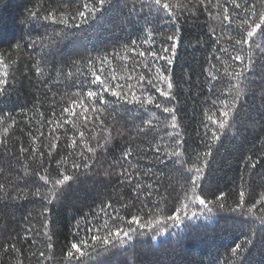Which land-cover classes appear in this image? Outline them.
Here are the masks:
<instances>
[{"label":"trees","instance_id":"obj_1","mask_svg":"<svg viewBox=\"0 0 264 264\" xmlns=\"http://www.w3.org/2000/svg\"><path fill=\"white\" fill-rule=\"evenodd\" d=\"M87 2L0 0V54L15 62L0 92V264H77L65 256L71 243L81 241L90 253L81 264H264V204L249 213L264 194V36L257 35L251 47L235 44L247 28L241 21L257 20L264 4L237 0L241 7L235 8L229 0H167L177 11L172 21L153 0H110L85 22L77 12ZM245 3L255 5L256 16ZM223 7L235 17L231 25L221 23ZM52 10L68 15V24L42 18ZM177 26L178 39L167 40ZM149 31L152 42L145 43ZM150 50L172 63L137 54ZM237 54H251L253 63L239 81L243 93L229 127L213 142L216 125L208 116L220 118L226 110L220 101L235 95L228 90L243 67L233 59ZM157 67L170 72L172 89L157 83L169 97L148 83ZM94 72L109 90L93 82ZM89 90L106 103L88 98ZM132 92L142 100L150 95L154 103H130ZM80 100L99 111L87 113L85 121ZM156 104L175 108L179 129L168 126L171 114ZM66 107L77 115H62ZM68 119L72 122L65 123ZM176 139L183 142L179 157L171 155ZM52 143L57 147L49 155ZM209 145L211 155L205 158ZM193 164L204 166L195 195L211 202L207 207L185 199L186 193L193 195L194 172L188 171ZM63 175L73 179L55 185ZM242 188L245 201L239 206ZM181 204L187 208H181L183 222L177 225L168 217ZM132 216L138 223L130 224ZM149 221L151 227H140ZM129 227L134 231L123 243L105 246L92 239ZM45 231L52 237L51 250ZM237 244L243 249L233 256Z\"/></svg>","mask_w":264,"mask_h":264},{"label":"snow or ice","instance_id":"obj_2","mask_svg":"<svg viewBox=\"0 0 264 264\" xmlns=\"http://www.w3.org/2000/svg\"><path fill=\"white\" fill-rule=\"evenodd\" d=\"M210 2V0H209ZM229 2L234 5L235 8H240L241 4H239L237 2V0H229ZM261 4H264V0H260ZM110 3V0H95V2H92V0H89V2L84 3L82 5L83 10L77 12V15L85 20L86 22V17L89 15H93L98 11L99 8L103 7L105 4ZM153 3L157 6L158 11H164L165 14L171 18L172 21H176L177 19V11L174 10L173 6L170 5L167 0H153ZM217 7H220V5H217ZM245 7L246 9H250L251 10V14L253 16H256V8L255 5H251L248 6L245 3ZM30 15L32 17H37L38 13L37 12H31ZM222 20L221 23L227 22L229 25H231L234 21V16L230 15L229 10L227 7H223V12H222ZM44 20H51L53 22H57L60 24H64L67 25L69 18L68 15H66L65 13L61 12L58 15L55 13V10L50 11L48 14L44 15L42 17ZM247 26L246 31L242 34V37L240 39H236L235 40V44L239 45L241 47L248 45L249 47H251L252 42H254V39L257 35H261L264 36V11H261L258 15V19L257 20H252L251 23H249V21L247 20H242L241 21V26ZM178 33H179V27L177 26L176 29V34L175 35H169L167 37V40L169 41H175L178 39ZM148 37L149 39L145 41V43H151V37H152V33L151 31L148 32ZM29 47H32V44L28 45ZM257 48L260 47V45H256ZM14 48L16 50H19L21 48V45L19 43L14 45ZM234 50L235 47L233 46ZM171 50L174 52L175 51V43L172 44L171 46ZM163 52H168L169 49L168 48H163L162 49ZM223 51L227 52V49H224ZM139 56L144 57V56H151L154 59H166L167 60V64H171L172 63V59L168 58L166 56L160 55L158 54L156 51L154 50H150L148 52H139L137 53ZM125 59H127V57H125ZM234 60L236 61H241V63L243 64V67L241 68L240 71H236L233 75V79L237 80V85L233 88H230L228 91L229 93H232L233 91L235 92V95L232 97L231 101H220V103L222 105H224V107L226 108L225 111H223L220 115V118L218 119H213V116H208V119L210 121H212L216 127L213 128L211 130V141H218L220 139V136L223 134L224 130L229 127V118L232 115L233 110L235 109L236 106V102L239 100L240 96L243 93V89L239 86V81L243 78L244 72L247 71L251 66H252V58H251V54H249L248 57H244L241 56L239 54L235 55L233 57ZM247 60V63H244V61ZM12 63H15L14 61ZM12 63H9L6 61V58L4 56V54H0V92H2L4 90V86L8 83V76H9V69L12 66ZM89 64L91 65V61H89ZM145 68H148L149 65L147 63L144 64ZM35 71L37 74L41 73V68L36 66L35 67ZM71 74V73H69ZM95 79L93 82L99 81L100 83L104 84V87L106 90L108 89V85L105 81L101 80L100 76L96 75L95 72L93 73ZM146 78L143 74H141L139 76V80L140 81H144ZM213 79H215V77H213ZM149 84H152L153 87L156 88L157 92H160V94L164 97H169L171 96V92L170 91H165L163 90L161 87L157 86L158 84H165L167 89H172L173 84L171 82V76H170V72L168 74H165V71L159 67L156 68V76L153 79L148 80ZM112 94L115 96H120L123 99H127V96H123L121 92H117L115 90H112ZM87 97L88 98H92L93 100H95V98L99 97V99L101 101H104V97L102 95H100V93L96 92V91H92L89 90L87 92ZM132 101H137L141 104L144 103H148V104H152L154 103V98L150 95H146L145 99H141L140 96H137L135 94V92H132L131 94V100L129 101L130 103ZM106 103V101H104ZM79 106L81 108V112L79 113L80 116H83L85 118V121L87 120V113L89 112H96L99 111L98 109H96L95 107L89 108L87 105H85L83 100H80L79 102ZM77 101H72V105H76ZM157 108H162V111L165 113H169L171 114V122L170 125H168L169 127H172L173 129H179V124L177 122V117L175 115V108L174 107H166V106H162L161 104H156ZM63 114H68L69 117L71 116H75L77 115V113L75 112L74 107L73 108H64L62 115ZM53 121H49V123H52ZM71 119H68L65 121V123H71ZM15 123V122H13ZM55 123L57 124L58 127H62L63 125L60 124L59 121H55ZM146 124H148L149 126H151V121H146ZM75 127V125H73ZM3 131L5 133H7L8 129L5 128L3 129ZM31 135V134H30ZM41 135H43L41 133ZM81 140H83V136L84 133L81 132ZM177 136H179V132H177ZM33 139H35V137H33ZM75 143V141H73V144ZM182 140L181 139H176L175 140V151H173L171 153V155L174 156H181L182 153L180 151V146L182 145ZM57 147L56 143H52L50 145V150H49V155H51V150L55 149ZM22 152L27 151L26 149H21ZM35 152V150H33ZM89 152H93L94 149H92L91 147L88 148ZM156 151H160L159 148L156 149ZM131 154V149H128L127 151L124 152V156L128 157ZM41 155H43V153H41ZM211 155V151H210V145H209V151H206L203 153V156L206 158L208 156ZM197 159H199V157H197ZM204 164H206V160L204 161ZM253 167L255 166L254 164L252 165ZM73 167H79V165H73ZM84 167H87V164L84 165ZM203 170H204V166L203 164L201 166H197L196 164H193L191 168L188 169V171L190 172H194V175L191 178V188L189 189V191L193 194L191 197H189L187 195V193L185 194V199H191L193 201H198L200 205H203L205 207H207L208 202L205 199L201 198L198 195H195L196 193V187H197V181L199 180L200 176L203 174ZM41 180H44L47 182L48 177L47 176H40ZM73 177L69 176V175H63L62 179H56L55 180V185H59L62 186L64 185L66 182L72 180ZM3 185H0V188H2ZM148 187H151V185H149ZM142 188V185L137 184L136 185V190H140ZM54 195V193H53ZM148 195H151V192L148 193ZM218 200L221 199V197L217 198ZM245 201V191L243 190V188L241 189V191L239 192V206H242L244 204ZM51 202V201H49ZM256 204H264V194H261L259 200L256 201L255 204H253L251 206V208L249 209V213H252V208L256 207ZM220 207H223V204H220ZM181 208H187V204H181V206L179 208L176 209V213L172 216H169L168 219L172 220L175 224H180L183 222V218L180 215V211ZM264 210V209H262ZM208 211H211V209L209 208ZM195 215V214H193ZM117 219H121L123 220V217H117ZM264 219V218H262ZM139 218L136 216H132L131 217V221L130 224L132 223H138ZM158 223V221H157ZM153 224V221H149L147 225L144 224H140V227H151ZM45 229L48 228V224L47 222H45V224L43 225ZM107 226V224L105 225ZM134 229H132L131 227L128 228L127 231H124L123 229L117 228L115 230H109L108 234L104 237H96L93 236L92 239L94 241H96L97 244L103 243V245L107 246L110 244H113L114 241H117L119 243H123V237H127L128 239H131V236L129 235L130 232H133ZM44 235L47 237V244L46 247L48 250H51L53 248V244H52V237L48 234L47 231L44 232ZM245 244H249L251 243V241L246 240L244 242ZM11 248L13 249V251L19 253L20 249L16 248V246L13 244L11 245ZM89 246L87 245V243L85 241H81L79 244H77L76 242L71 243L70 247L67 249L66 252V256L65 258L68 261H72V260H76L77 264H81V262L83 261V259L87 256H89V251H88ZM243 249V245L241 244H237L231 251L233 256H235L238 251ZM92 250H95V245L92 246ZM41 257L45 256L44 252L40 253ZM18 264H22V261H18Z\"/></svg>","mask_w":264,"mask_h":264}]
</instances>
